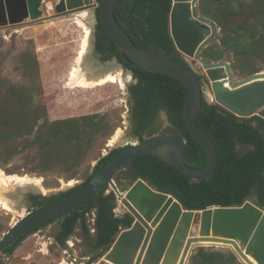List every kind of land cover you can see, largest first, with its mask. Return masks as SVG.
Listing matches in <instances>:
<instances>
[{"label":"rangeland","instance_id":"374dc122","mask_svg":"<svg viewBox=\"0 0 264 264\" xmlns=\"http://www.w3.org/2000/svg\"><path fill=\"white\" fill-rule=\"evenodd\" d=\"M57 1L42 0L41 19L37 23L30 21L0 27V199L9 204L8 208L0 205V238L18 219L40 206L34 204L35 200H29L31 191H40L46 196L67 191L84 182L103 155L127 141H137L130 134V106L125 86L131 76L128 72L121 66L107 69L123 78V85L118 80L88 86L70 81L71 70L78 67L76 57L84 29L74 20L77 11L59 15H55L54 9L48 11L45 2L55 5ZM202 1L209 12L224 9L221 24L200 11ZM225 4L227 6L223 8ZM196 5L198 14L210 18L218 26L216 36L202 52L206 49L216 55L219 51L220 58H209L208 61L228 62L234 80L264 71L262 0H198ZM85 10L92 13L90 47L80 68L86 76H91L94 74L90 59L94 57L91 39L95 8ZM242 23L247 25L249 32L246 35L252 42L235 48L234 52L225 50L221 45L223 29L235 37L242 31L237 28ZM177 58L195 70L204 97L213 102L210 84L201 65L180 52H177ZM93 61L96 65L100 63ZM159 120L160 124L152 126L147 135L176 133L165 111H159ZM118 131L120 141L111 144ZM236 149L241 153L246 147L238 145ZM126 170V167L120 168L113 177L121 192L133 181ZM14 176H25L30 181L20 182L12 178ZM111 190L110 186L106 189L107 192ZM125 211L116 198L114 212L121 215ZM89 213L87 223L94 237L95 211ZM60 221L57 218L28 233L11 253L0 252V264H95L103 257L106 251L92 249L82 240L79 225L74 227L63 245L58 244L55 236L60 230ZM200 247L206 255L212 251L223 254L230 250L236 255L226 245L196 244L186 264H192L191 255H197Z\"/></svg>","mask_w":264,"mask_h":264},{"label":"water","instance_id":"95a60500","mask_svg":"<svg viewBox=\"0 0 264 264\" xmlns=\"http://www.w3.org/2000/svg\"><path fill=\"white\" fill-rule=\"evenodd\" d=\"M90 1L58 0L55 15L94 7L106 37L114 44L123 62L136 69L180 79L187 89L182 107L184 124L205 151L208 162L201 168L186 164V141L177 133L152 134L131 142L117 151L90 179L18 219L0 238V252L23 234L54 220L110 186L133 221L118 233L95 264H186L196 244L226 245L244 264H254L249 257L257 264H264V208L253 199L240 205L188 209L173 194L156 189L142 178H137L124 192L115 186L113 177L116 172L132 158L144 154L157 156L191 179L207 178L216 166L217 151L211 137L196 122L204 93L195 70L156 47L137 46L114 16L118 0ZM171 1L168 15L170 37L177 52L199 63L205 70L214 99L211 103L237 117L257 115L264 119V71L234 80L228 62L204 59L201 52L216 36L217 24L198 14V0ZM41 2L0 0V27L40 20Z\"/></svg>","mask_w":264,"mask_h":264},{"label":"trees","instance_id":"16d2710c","mask_svg":"<svg viewBox=\"0 0 264 264\" xmlns=\"http://www.w3.org/2000/svg\"><path fill=\"white\" fill-rule=\"evenodd\" d=\"M262 2L264 3V0ZM171 3V0H118L114 6V16L137 46L156 47L179 61L168 29ZM226 6L227 4L223 8ZM199 8L203 14H209L208 16L218 24L222 23L224 9L218 8V11L209 12L203 1L200 2ZM96 14L99 33L97 49L101 52L105 49L100 42L102 38L105 43L107 42L106 49L110 57L115 54V46L106 37L98 12ZM239 25L237 28H241L242 31L238 36L232 37L229 31L224 29L222 31L221 45L229 52H234L235 48L245 45L246 42L247 44L252 42V38L246 35L249 32L247 25L244 23ZM261 49L264 51L262 44ZM205 50L201 54L206 60L220 58L219 51L212 55ZM180 63L188 66L184 62ZM131 69L138 79V83L132 86L131 90L139 95V105L145 107L153 104L165 109L177 134L182 135L186 141L184 153L186 164L193 168L204 167L208 162L207 155L183 121L182 107L187 89L181 80L167 74ZM198 78L200 79L199 76ZM201 104L202 109L196 116V122L211 137L217 151L216 166L209 177L191 179L151 154L139 155L127 162L129 175L133 180L143 178L156 189L173 194L188 209H203L213 205H240L247 199H253L264 208V119L257 115L249 118L237 117L220 105L208 102L205 97H202ZM136 132L142 140L141 130ZM238 145L245 146L246 150L239 153L236 149ZM119 149H113L108 155L101 157L86 180L90 179ZM115 199L113 191L105 194L103 190L68 209L58 217L61 221L60 230L55 236L56 242L63 245L74 227L79 225L83 241L89 243L92 249L102 248L103 251H107L118 233L129 227L133 220L127 212L115 214ZM44 201L45 199L36 202ZM92 210L95 211L94 237L89 232L87 223V213ZM27 234L20 236L3 252L11 253ZM207 254L200 247L197 255H191L192 264H241L231 250L223 254L218 251Z\"/></svg>","mask_w":264,"mask_h":264},{"label":"flooded vegetation","instance_id":"af4514ba","mask_svg":"<svg viewBox=\"0 0 264 264\" xmlns=\"http://www.w3.org/2000/svg\"><path fill=\"white\" fill-rule=\"evenodd\" d=\"M97 11L94 12V20H93V23H94V26H93V35H92V54L94 55L93 59L95 60H98L100 63L98 65L96 64H93V63H97V62H94L93 59H90L91 61V65H94L93 66V72L94 74H102L104 72H107V69H110L112 67H120L128 72L131 76L130 78L128 79V81H126V87H127V91H128V102H129V106H130V113H129V124H130V134L133 136H135L137 138V141H140V137L139 135L137 134V130H141V136L144 138L146 136H148L147 134L149 133V130L150 128L153 126V127H157V125L160 124V120H159V111L160 110H163L165 111L166 115H167V119H168V122L170 123V125L175 129L173 123L170 121L169 117H168V113L165 109L163 108H158L157 106L153 105V104H148V106H141L139 105L138 103V100L140 99L139 95L136 94L135 92H133L131 90V87L136 85L138 83V79L136 78V76L134 75V72L131 68H134L132 66H130L129 64L123 62L119 56L117 55L116 51H115V54H112L110 57H108V45H107V42L105 43V40H103L102 38H100V42L102 43V47L105 48L104 51H98L97 49V41L99 39V33H98V19H97V14H96ZM31 20H29L28 22H30ZM32 23V21H31ZM26 24V23H24ZM107 48V49H106ZM128 58H130L128 56ZM131 59V58H130ZM136 69V68H134ZM140 70V69H138ZM132 80V81H131ZM141 112H143V114H141ZM146 112V113H145ZM176 131V129H175ZM177 133V132H176ZM131 142H126L124 143L123 145L119 146L118 148L122 149L123 147H125L126 145L130 144ZM119 149V150H120ZM108 155L105 154L103 156H106ZM102 156V157H103ZM100 160V159H99ZM98 162V161H97ZM96 165V164H95ZM124 168L126 167V172L129 173V168L128 166H126V164L123 166ZM122 167V168H123ZM94 170V168H93ZM92 170V172H93ZM91 172V173H92ZM90 173V174H91ZM140 178V177H139ZM143 179V178H142ZM145 180V179H144ZM86 181V179H85ZM126 181V180H125ZM125 181L124 184H125ZM135 180L132 181V183L134 182ZM147 181V180H146ZM148 182V181H147ZM131 183V184H132ZM149 183V182H148ZM150 184V183H149ZM107 187L109 186H106L103 190H104V193L107 189ZM112 189V187H111ZM69 190V189H68ZM102 190V191H103ZM111 191L114 192L115 194V191L114 189H112ZM66 192V191H64ZM64 192H61L60 194L64 193ZM107 192V191H106ZM108 193V192H107ZM106 194V193H105ZM59 195V194H58ZM58 195H44L43 193H41L40 191L34 193V192H30V195H29V200H35L34 204H37L38 205H42L46 202H48L49 200L55 198L56 196ZM96 196V195H95ZM36 197V198H34ZM38 197V198H37ZM94 197V196H92ZM91 198V197H90ZM42 199H45V201L43 203H37L36 201H41ZM89 199V198H88ZM87 200V199H86ZM85 201V200H84ZM34 209V208H33ZM127 212V211H125ZM88 214L90 213H87V216ZM58 218V217H57ZM55 218V219H57ZM133 218V217H132ZM54 219V220H55ZM53 221V220H51ZM49 221V222H51ZM133 221V220H132ZM49 222L45 223V224H48ZM44 225V224H43ZM42 225H40L39 227H41ZM38 227V228H39ZM37 228V229H38ZM94 228V227H93ZM34 231L33 229L28 231L27 233H30ZM6 249V248H5Z\"/></svg>","mask_w":264,"mask_h":264},{"label":"bare ground","instance_id":"6f19581e","mask_svg":"<svg viewBox=\"0 0 264 264\" xmlns=\"http://www.w3.org/2000/svg\"><path fill=\"white\" fill-rule=\"evenodd\" d=\"M52 6H53V9H54L55 5H51V4L47 3L48 11H49V9L52 8ZM47 13L50 14L51 12H47ZM91 14L92 13L90 11H86L85 9H83V10H81L79 12L77 11V13L75 14V19L74 20L78 24H80V26H82V28L84 29V36H83L82 41H81V47H80V50L78 52V56L76 57L77 58L76 61L78 63L77 66L78 67L74 66V68L71 70V72H70V81L72 80L71 81L72 83H76L78 85L88 86V85H94V84H102V83H105L106 81L114 82V81L118 80V82L123 85L124 84L123 78L121 79L118 76H116L113 73H110L108 71L104 72L102 74H99V75H97L98 73L97 74H93L92 73L93 75L86 76V74L80 68V66L83 63V60H84V57H85V53H87V51L89 50V47H90V44H89V39H90L89 23L90 22L92 23V15ZM90 19H91V21H90ZM39 21L40 20H37V21H35V23H37ZM27 22H28V20L26 22H24V23H27ZM24 23H21V24H24ZM21 24L7 25L5 27H11V26H16V25H21ZM119 136H120V132L118 131L113 136V138L111 139L110 143L112 144L116 140H119ZM6 178L8 179L10 177L8 176ZM12 178H14L15 180H18L20 182H28V181H30V179L28 177H25V176L24 177L14 176ZM3 187H5V186H3ZM0 205L3 206V207L8 208L9 204L7 202H4L2 199H0ZM249 259H251V261L254 264H257V262L252 257H249Z\"/></svg>","mask_w":264,"mask_h":264},{"label":"built area","instance_id":"2783aa9c","mask_svg":"<svg viewBox=\"0 0 264 264\" xmlns=\"http://www.w3.org/2000/svg\"><path fill=\"white\" fill-rule=\"evenodd\" d=\"M47 3H49V2H45V4H46V7H47ZM50 4V3H49ZM51 5H53V4H51ZM48 8V7H47ZM51 9H53V6H52V8ZM93 222V221H92Z\"/></svg>","mask_w":264,"mask_h":264},{"label":"clouds","instance_id":"9594fccd","mask_svg":"<svg viewBox=\"0 0 264 264\" xmlns=\"http://www.w3.org/2000/svg\"><path fill=\"white\" fill-rule=\"evenodd\" d=\"M115 196H116V193H115ZM117 198V197H116ZM120 201V200H119ZM116 214V213H115ZM116 215H118V214H116ZM92 224H93V222H92Z\"/></svg>","mask_w":264,"mask_h":264},{"label":"crops","instance_id":"0c3cea01","mask_svg":"<svg viewBox=\"0 0 264 264\" xmlns=\"http://www.w3.org/2000/svg\"><path fill=\"white\" fill-rule=\"evenodd\" d=\"M119 214V213H118Z\"/></svg>","mask_w":264,"mask_h":264}]
</instances>
